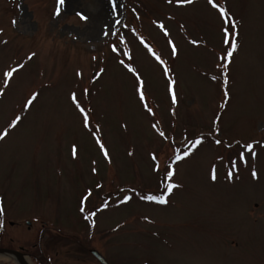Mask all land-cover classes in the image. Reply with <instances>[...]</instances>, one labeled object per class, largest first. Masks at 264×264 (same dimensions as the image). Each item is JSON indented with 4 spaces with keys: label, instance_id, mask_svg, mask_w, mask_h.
<instances>
[{
    "label": "rangeland",
    "instance_id": "1",
    "mask_svg": "<svg viewBox=\"0 0 264 264\" xmlns=\"http://www.w3.org/2000/svg\"><path fill=\"white\" fill-rule=\"evenodd\" d=\"M213 2L238 25V50L226 72L223 21L207 0H118L124 44L119 36L97 35L108 19L106 0H65L55 17L56 0H0L3 244L50 245L59 264H94L90 253L80 252L85 248L110 264H264V0ZM93 15L96 32L87 35ZM18 64L23 67L5 85L2 70ZM73 93L88 113L87 129ZM196 138L201 144L173 164L179 187L167 203L142 200L163 191L152 168H164ZM246 143L256 156L237 161L229 179L230 159Z\"/></svg>",
    "mask_w": 264,
    "mask_h": 264
},
{
    "label": "snow or ice",
    "instance_id": "2",
    "mask_svg": "<svg viewBox=\"0 0 264 264\" xmlns=\"http://www.w3.org/2000/svg\"><path fill=\"white\" fill-rule=\"evenodd\" d=\"M169 2H171V0H169ZM177 4H181V3H191L192 0H176ZM107 5H110V11L108 14V19L105 22H102V30L97 32V35H103L104 37H108L109 35L112 36H119L120 39V44H124L125 43V39L122 35L119 34V30L117 28L118 25L121 24V21L117 18L118 16V7L122 6L119 5L118 0H106ZM207 3L209 5H211L212 8H215L218 10L219 12V17L220 19L223 21V25H228V27H224L223 25L221 26V32H222V42L223 44L226 46L224 48H222V53L223 55V59L225 61V63L222 65L224 71H227L228 68V63L231 62V58L233 57L234 53L238 50V25L235 22H232V17L228 16L227 12L225 11V9L223 8H219L218 5L216 3L213 2V0H207ZM65 4V0H56V4H55V9L52 13L53 17L58 16L61 12V8L62 6ZM76 16L79 17V19L81 21H85L88 19V17L77 11L75 13ZM13 25H15V20H13ZM158 27L161 28L162 31H164L163 26L162 25H157ZM126 27V26H125ZM2 31V30H0ZM133 35H135V31L133 30ZM164 35L167 36L168 33L167 31H164ZM0 43H6V41H0ZM140 43L147 48L148 52L153 56V58L160 63L162 66L164 65V61L160 59V57L158 55H156L153 50L144 42V40L141 38L140 39ZM171 45V41L168 42ZM111 47V51L113 53H116L118 51L117 47L115 44L109 45ZM171 54L173 56L176 55V48L174 46H172V52ZM33 54H30L28 59H31ZM124 55H128L127 52L124 53ZM93 59H95V57H93ZM121 63H123V61H120ZM125 67H128V70L130 72H134V70L129 67L128 65H124ZM23 65L18 64L15 67H10L7 70H2V76H3V82L6 85L9 81V78H11L13 76V73H15L19 68H22ZM135 74V73H134ZM169 74V69L165 66L164 67V76L168 77ZM81 73L77 72V76H80ZM213 79H215V77H213ZM137 80H139V77L137 76ZM172 81L171 79H169L168 82V93L171 96V100H172V104L175 105L176 104V97L175 94L173 92V88H172ZM224 84H227V79L225 78L224 80ZM136 91L139 93V99L140 102L142 104L145 105V109L146 111L149 113V115H152V110L150 108L147 107L146 103H145V96L143 94V92L141 91L140 88H137ZM36 93H33L31 95V97H29L24 105L25 108H27L29 105H31L33 103V101L36 98ZM229 96V93L227 91L224 92V97L225 99H227ZM72 102L75 104L76 109L80 112V115L82 116V125L85 129L89 128V116L87 111L82 108L80 106L79 103H77L76 101V96L73 93L71 96ZM221 108H224L225 105L223 103H221L220 105ZM20 120V117L17 116L14 120L11 121V123L8 125L9 129L13 128L17 122ZM213 123H215V121H213ZM153 127H155L153 125ZM218 130V129H217ZM7 135V131H3L0 132V139H3L5 136ZM95 135V134H94ZM160 136H164L163 132L159 133ZM201 139L200 138H196L195 140H192L189 142V144L186 146L185 151L183 152L182 155L177 154L179 152V150H176V152L173 153L174 155V159L169 158L168 161H166V166L164 168H160L159 164H156L153 168L152 171L153 172H158L161 177H162V183L158 186V188L162 187L163 191L160 192V194L156 195V194H147V195H143L141 197L142 200L147 201V202H152L155 204H159V205H164L167 203V199L166 197H168L169 195H171L173 193V190L177 187H179V185L175 184L172 182V177L174 176V170H173V164L176 161L181 160L183 157H187L189 156V154L191 153L192 149H195L198 145L201 144ZM96 143L97 145H99L100 148V152L103 155L105 160L109 159V155L107 150L104 148L103 144L100 142L99 138L97 137L96 139ZM216 144H220L221 141L220 140H215ZM261 147H264V143H262L260 145ZM73 152V156H75L76 154V149L75 147H73L72 149ZM246 154H250L252 156V158L254 159L256 156V152L253 149V144L252 143H246L240 146L238 152H237V160H231L230 159V165H231V169L232 171L228 172V178L231 179L233 176V172L236 171L237 169V161H239L240 163H246ZM152 160L155 162L156 161V157L155 155H153ZM93 171H95V169H93ZM251 177L252 179H257V173L255 170H253L251 172ZM211 178L213 180H215V169L213 168V171L211 173ZM97 187H100L99 185H97ZM91 195V193L89 192L84 199L81 201V204L83 205L85 203V201L88 199V197ZM129 199L128 196H124L123 198V202H127ZM84 211V208L81 207V212ZM94 214V213H93ZM85 219H87V217H85Z\"/></svg>",
    "mask_w": 264,
    "mask_h": 264
},
{
    "label": "flooded vegetation",
    "instance_id": "3",
    "mask_svg": "<svg viewBox=\"0 0 264 264\" xmlns=\"http://www.w3.org/2000/svg\"><path fill=\"white\" fill-rule=\"evenodd\" d=\"M3 237H0V255L3 254L4 257L12 254L9 259L5 260L4 263L7 264H27V261L30 264H59V261H55V259L52 257V255H49V252L51 250L50 245H38L33 243L30 248L27 249L24 247H16L12 243L8 244H3ZM49 247V248H48ZM49 250V251H48ZM94 249H80V252L84 254L86 252L87 254L90 253ZM48 252V253H47ZM82 255V254H81ZM56 256V254H55ZM92 256V254H91ZM93 257V263L94 264H104L102 261L99 259ZM4 259H0V262L3 261ZM107 264H110L106 259H105ZM0 263V264H4ZM61 264H67L65 262H61ZM71 264H87L86 260H76L74 262H71Z\"/></svg>",
    "mask_w": 264,
    "mask_h": 264
},
{
    "label": "bare ground",
    "instance_id": "4",
    "mask_svg": "<svg viewBox=\"0 0 264 264\" xmlns=\"http://www.w3.org/2000/svg\"><path fill=\"white\" fill-rule=\"evenodd\" d=\"M66 3L68 4V0H66ZM102 9H103V7H102ZM106 10H108V9H106ZM96 23H97V16L93 15L90 23L87 25L85 34L93 35L94 32H96ZM0 259L6 260V259H9V257H4V255L1 254L0 255ZM27 264H30V263L27 261Z\"/></svg>",
    "mask_w": 264,
    "mask_h": 264
},
{
    "label": "water",
    "instance_id": "5",
    "mask_svg": "<svg viewBox=\"0 0 264 264\" xmlns=\"http://www.w3.org/2000/svg\"><path fill=\"white\" fill-rule=\"evenodd\" d=\"M93 254H94V255H95L100 261H102L104 264H106V263L104 262V260L101 258V256H99L98 253L93 252Z\"/></svg>",
    "mask_w": 264,
    "mask_h": 264
}]
</instances>
